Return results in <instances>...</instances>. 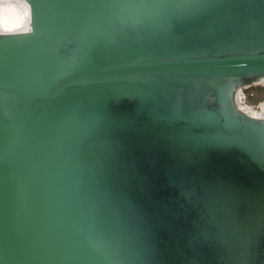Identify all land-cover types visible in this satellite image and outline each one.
Masks as SVG:
<instances>
[{"label": "water", "instance_id": "1", "mask_svg": "<svg viewBox=\"0 0 264 264\" xmlns=\"http://www.w3.org/2000/svg\"><path fill=\"white\" fill-rule=\"evenodd\" d=\"M0 32V264H264V0H24Z\"/></svg>", "mask_w": 264, "mask_h": 264}, {"label": "bare ground", "instance_id": "2", "mask_svg": "<svg viewBox=\"0 0 264 264\" xmlns=\"http://www.w3.org/2000/svg\"><path fill=\"white\" fill-rule=\"evenodd\" d=\"M29 5L24 0H0V32H20L29 28ZM264 76L251 85L263 82ZM245 87V86H244ZM241 91H236L235 102L237 107L254 116L264 119L263 112L247 111L241 102Z\"/></svg>", "mask_w": 264, "mask_h": 264}, {"label": "rangeland", "instance_id": "3", "mask_svg": "<svg viewBox=\"0 0 264 264\" xmlns=\"http://www.w3.org/2000/svg\"><path fill=\"white\" fill-rule=\"evenodd\" d=\"M242 105L247 111L264 113V81L241 88Z\"/></svg>", "mask_w": 264, "mask_h": 264}, {"label": "built area", "instance_id": "4", "mask_svg": "<svg viewBox=\"0 0 264 264\" xmlns=\"http://www.w3.org/2000/svg\"><path fill=\"white\" fill-rule=\"evenodd\" d=\"M241 88H242V87H241ZM241 88H240V90H241ZM242 97H244V95H243Z\"/></svg>", "mask_w": 264, "mask_h": 264}]
</instances>
